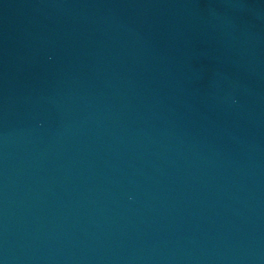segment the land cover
<instances>
[{"label":"water","instance_id":"water-1","mask_svg":"<svg viewBox=\"0 0 264 264\" xmlns=\"http://www.w3.org/2000/svg\"><path fill=\"white\" fill-rule=\"evenodd\" d=\"M0 264H264V0H0Z\"/></svg>","mask_w":264,"mask_h":264}]
</instances>
